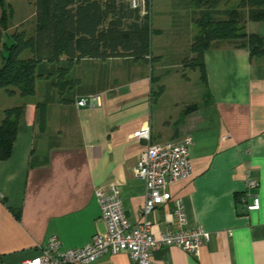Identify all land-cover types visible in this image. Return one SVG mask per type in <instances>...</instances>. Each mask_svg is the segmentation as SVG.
Instances as JSON below:
<instances>
[{
    "label": "crops",
    "instance_id": "crops-1",
    "mask_svg": "<svg viewBox=\"0 0 264 264\" xmlns=\"http://www.w3.org/2000/svg\"><path fill=\"white\" fill-rule=\"evenodd\" d=\"M168 4L162 1L155 13L170 20L166 30L172 31L175 21L181 33L158 34L156 51L152 34L146 59L128 55L70 63L64 55L59 64L39 65L34 96L9 95L0 89V123L6 109L26 106L12 155L0 160V264L37 256L52 237L61 242L62 250H70L104 233L95 191L112 183L119 186L124 213L134 226L146 219L156 237L175 230V203L182 200L188 228L210 232L199 256L177 246L163 247L153 253L154 264H264V64L252 63L245 48L217 43L204 53L207 83L202 82L198 91L201 100L188 104L180 89L170 102L174 112L165 106L155 112L154 103L168 88L167 74L192 58L196 35L188 37L182 22L186 14ZM248 11L244 10L247 33L264 36V21L251 20ZM35 14L34 5V19ZM35 30L36 20L33 35ZM182 38H188L189 52L178 50L176 61H166L173 41ZM179 43L175 47L182 46ZM60 66L67 68L63 79ZM174 79L183 88L178 74ZM61 81L66 85L63 91ZM68 86L81 90L65 97ZM160 86L164 92L155 99ZM83 99L86 105L79 106ZM38 104L46 106L43 129ZM193 105L196 108L190 110ZM142 128L149 129L150 140L133 137ZM189 135L194 140L192 175L170 186L169 202L145 218L147 188L134 173L141 154L149 145ZM249 172L259 183L254 190L247 187ZM252 196L260 200L258 210H248ZM95 264L137 263L121 252L106 254Z\"/></svg>",
    "mask_w": 264,
    "mask_h": 264
},
{
    "label": "trees",
    "instance_id": "trees-1",
    "mask_svg": "<svg viewBox=\"0 0 264 264\" xmlns=\"http://www.w3.org/2000/svg\"><path fill=\"white\" fill-rule=\"evenodd\" d=\"M222 0H193L202 7L196 20L198 33L190 46L193 54L187 66L199 68L201 80L207 83L204 62L206 50L220 42H230L245 48L252 63L264 64V36L248 34L244 10L254 21H264V0H239L236 7L218 9ZM227 1V0H226ZM36 7L35 34L28 37L25 31L6 34L9 30L13 9L7 0H0V89L9 95L16 92L21 97H32L36 92V80L40 76L39 65L47 62L59 64L67 55L70 63L74 59L125 57L132 55L146 59L151 52L154 30L151 16H141L130 8L125 0H33ZM12 43L4 41L5 36ZM28 50L30 56L22 58ZM67 68L59 67L63 79ZM62 83V81H61ZM164 92L160 86L153 94L156 99ZM38 122L46 125V106L38 104ZM196 105L190 107L195 109ZM26 106L20 105L4 111L0 123V160L12 155L13 144L20 130ZM187 114V112H185Z\"/></svg>",
    "mask_w": 264,
    "mask_h": 264
},
{
    "label": "built area",
    "instance_id": "built-area-1",
    "mask_svg": "<svg viewBox=\"0 0 264 264\" xmlns=\"http://www.w3.org/2000/svg\"><path fill=\"white\" fill-rule=\"evenodd\" d=\"M130 8L138 10L141 16H149L152 0H125ZM93 98V97H92ZM87 99L78 105L85 106ZM133 137L150 140L148 128H142ZM193 137L186 136L178 141H167L149 145L135 168V176L145 182L147 188L146 204L143 215L146 218L156 208L171 199L169 187L192 175L190 151ZM259 186L256 177L249 172L247 187L254 190ZM100 202L102 218L106 224L104 233H97L82 248L62 250L61 242L52 237L46 247L32 258L16 264H95L106 254L127 252L137 264H154L153 253L163 247L177 246L193 256H199L201 249L211 239L210 232L202 228H188L187 215L182 200L175 203V230H168L159 237L153 235L151 222L134 226L126 217L120 189L117 184H109L96 189ZM253 202L248 210H258L260 200L252 196Z\"/></svg>",
    "mask_w": 264,
    "mask_h": 264
},
{
    "label": "rangeland",
    "instance_id": "rangeland-1",
    "mask_svg": "<svg viewBox=\"0 0 264 264\" xmlns=\"http://www.w3.org/2000/svg\"><path fill=\"white\" fill-rule=\"evenodd\" d=\"M162 1H166V3H169L171 5L174 4V8L176 10H179L180 12H184V14H186L185 19L182 22L186 24V28H187L186 32H187L188 37H189V34L191 33H195V34L198 33V25L195 24V21L200 16V10H203V8H205L204 6L201 7L202 9L197 8L195 4L191 2V0H185V2L180 1V0H154V1L152 0L151 12L149 16H151V24H152V28L154 30V35H155L154 42H153V50L155 49L154 51H156V46L158 45V41L159 40L161 41V38L159 39L156 37L158 34L161 33L163 34V36H167L169 34L167 32L181 33V29L179 28L178 23H176L175 21L171 25L172 31L166 30V27L171 24L170 22H168L170 20L168 21L166 19L163 20L162 17L158 16V13H155V10L159 9V5L161 4ZM7 2L8 4L12 6L13 16L10 21L9 30L6 32V34H12L13 32H16L17 30L18 32L25 31L28 37L32 36L33 30H34V23H35V19L33 17V11H34L33 0H7ZM238 2L239 0H227V1L222 0L218 6V9H225L231 6L236 7ZM185 5H187L185 8H181V7H184ZM153 6H154V11H153ZM196 10L199 11V13H197V15L196 14L192 15L193 14L192 11H196ZM174 19L176 18L173 17L172 20ZM185 39L186 41H188V38L180 39L181 45L183 46V48L182 46H180L181 49L180 47H177V46L175 47V44L179 43L180 41L178 39H175V41H173L174 44L168 49L169 51H167V53L165 54L166 61L168 60L172 62L176 61V59L180 57L178 50L185 51V53H186V50L189 52V48L186 47L187 42L185 41ZM4 41L10 44L12 43V40L11 38H9L8 35L5 36ZM1 47L2 46L0 44V50H1ZM30 55H31L30 52L26 50L22 54L21 57L27 58ZM155 73L158 74L157 71H155ZM176 74H178L179 78L183 80L185 84L183 88L179 86L180 83H178V81H175L174 75ZM167 79H168V88L163 94V97L159 99L160 101L159 102L156 101L154 103L155 112L160 107H164V106L168 111L174 112L176 109L170 105L171 104L170 102L173 100V98L175 97V94L180 89L184 90L185 95H186L185 101L188 102V104L199 102L201 100V93H198V91L203 89V85H202L201 73H200L199 68L193 69L191 67H188L186 63H179V68H176L170 71L167 74ZM162 83H163V80L161 81V84ZM65 86L66 85L64 81H62L59 90L63 91L64 89H66ZM80 90L81 89L76 86H73V87L68 86L67 93L66 94L64 93V95L65 97H67V96H70L72 93L75 94L79 92ZM1 92H5V91H1ZM155 118H156V115H155Z\"/></svg>",
    "mask_w": 264,
    "mask_h": 264
},
{
    "label": "water",
    "instance_id": "water-1",
    "mask_svg": "<svg viewBox=\"0 0 264 264\" xmlns=\"http://www.w3.org/2000/svg\"><path fill=\"white\" fill-rule=\"evenodd\" d=\"M93 103L95 104L96 102H95V101H93Z\"/></svg>",
    "mask_w": 264,
    "mask_h": 264
}]
</instances>
